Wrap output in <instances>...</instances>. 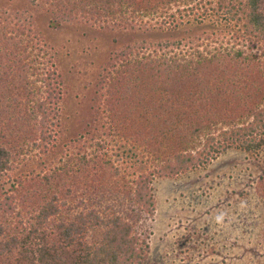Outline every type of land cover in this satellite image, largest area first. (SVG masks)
Segmentation results:
<instances>
[{
	"label": "trees",
	"instance_id": "trees-1",
	"mask_svg": "<svg viewBox=\"0 0 264 264\" xmlns=\"http://www.w3.org/2000/svg\"><path fill=\"white\" fill-rule=\"evenodd\" d=\"M26 5L0 8L1 183L28 152L47 154L60 139L64 80L36 14L110 30H178L185 21L211 20L229 35L224 47L208 48L217 32L201 26L171 39H135L109 54L85 130L102 128L103 135L88 146L78 135L65 158L13 179L0 197V264H143L156 177L204 168L229 149L264 147V0ZM136 153L146 167L134 166L126 178L119 160L131 163ZM115 179H125L121 199L113 195ZM21 182L32 188L20 195Z\"/></svg>",
	"mask_w": 264,
	"mask_h": 264
},
{
	"label": "rangeland",
	"instance_id": "rangeland-1",
	"mask_svg": "<svg viewBox=\"0 0 264 264\" xmlns=\"http://www.w3.org/2000/svg\"><path fill=\"white\" fill-rule=\"evenodd\" d=\"M26 6V0H0V8L21 10ZM35 26L51 47L63 75L60 139L47 154L30 151L14 165L0 182V197L13 179L47 171L65 158L75 146L72 139L78 135H83L85 146L103 135L102 128L88 133L85 130L87 122L95 118L92 105L97 74L109 54L135 39H171L183 29L192 33L201 26H207L210 34L218 31L211 20L185 21L178 30H110L88 24L52 23L41 13L35 15ZM228 36L217 32L203 46L224 47ZM112 148L115 153L120 151L118 146ZM135 156L131 163L119 160L126 178L134 166L146 167L143 156ZM111 183L115 185L113 195L121 199L125 179ZM21 184L17 187L20 195L32 188L31 182ZM152 186L155 211L146 221L149 252L143 264H264V147L252 154L229 149L204 168L156 177ZM69 201V206L74 205L77 197Z\"/></svg>",
	"mask_w": 264,
	"mask_h": 264
}]
</instances>
